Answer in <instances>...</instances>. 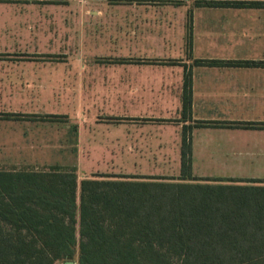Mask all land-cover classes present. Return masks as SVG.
Returning <instances> with one entry per match:
<instances>
[{
    "label": "crops",
    "instance_id": "1",
    "mask_svg": "<svg viewBox=\"0 0 264 264\" xmlns=\"http://www.w3.org/2000/svg\"><path fill=\"white\" fill-rule=\"evenodd\" d=\"M200 1L127 0L129 52L120 58L123 61H116L127 65V73L125 79L111 80L109 84L117 87L106 92L113 100L126 101V112L116 115L125 134H116L111 140L125 143L116 144L117 148H181L187 126L194 179L182 181L264 186L262 181H252L264 177L213 176L197 171L198 152L215 135L221 136L223 147L230 151L238 146L264 157V127L241 125L264 123V6H206ZM4 2L22 0H0V4ZM25 19L28 15L18 11L0 13V33L22 34L21 21ZM40 53L45 52L29 54L20 45L0 46V164H32L24 150L37 149L36 140L45 147L55 143L64 147L61 143L70 142L73 133L75 148L81 140L79 127L73 132L55 129L56 125L71 124L69 112L60 109L69 101V73H46L54 61ZM186 76L190 87H186ZM41 92L51 101L43 104V112ZM186 95H191L192 103L191 110L184 113ZM10 113L14 117L3 115ZM40 122L51 130H38ZM59 132L62 136L56 139ZM3 150H8L7 155ZM179 161L181 165V155ZM258 162L264 163V159ZM180 176L181 167L180 173L171 177L180 181Z\"/></svg>",
    "mask_w": 264,
    "mask_h": 264
},
{
    "label": "trees",
    "instance_id": "2",
    "mask_svg": "<svg viewBox=\"0 0 264 264\" xmlns=\"http://www.w3.org/2000/svg\"><path fill=\"white\" fill-rule=\"evenodd\" d=\"M191 103L186 95L184 113ZM180 149V181L122 174L79 181L76 166L0 165V264H264V186L182 181L194 179L187 126Z\"/></svg>",
    "mask_w": 264,
    "mask_h": 264
},
{
    "label": "rangeland",
    "instance_id": "3",
    "mask_svg": "<svg viewBox=\"0 0 264 264\" xmlns=\"http://www.w3.org/2000/svg\"><path fill=\"white\" fill-rule=\"evenodd\" d=\"M126 3L127 0H22L20 3L0 4L2 14L18 11L29 18L21 21L24 26L22 34L0 33V46L16 44L29 54L45 52L40 55L47 54L45 59L54 61L51 68L46 67V73L59 70L69 73V101L60 109L69 112L71 124L56 125L55 129L64 128L66 131L70 128L73 132L79 127L82 131L80 137H83L77 148L74 147L73 133L69 135L70 142L61 143L64 147L57 143L54 147H45L36 140L37 149L24 150L26 156L28 153L31 156L32 164L0 165L18 169H40L51 164L76 166L79 181L97 178V174L171 177L180 173V148H117L116 144L125 146V143L111 140L116 134L119 137L125 134L116 115L126 112V101L121 98L113 100L106 92L117 87L109 84L111 80L125 79L127 73L126 64L116 63L129 52L131 34L126 15L130 9ZM40 95L43 100L40 111L43 112V104L51 101L45 92ZM80 121L84 123L78 124ZM44 128L51 130L50 125L40 122L38 130ZM59 136L62 132L56 134V139ZM222 142L221 136L215 135L198 152L199 173L264 177V163L258 162L264 157L253 156L252 149L238 146L230 151ZM3 152L6 154L8 150ZM79 195L80 190L78 199ZM77 235L79 238L78 232ZM56 264H63V261Z\"/></svg>",
    "mask_w": 264,
    "mask_h": 264
},
{
    "label": "water",
    "instance_id": "4",
    "mask_svg": "<svg viewBox=\"0 0 264 264\" xmlns=\"http://www.w3.org/2000/svg\"><path fill=\"white\" fill-rule=\"evenodd\" d=\"M63 264H78V262L76 260H66Z\"/></svg>",
    "mask_w": 264,
    "mask_h": 264
}]
</instances>
